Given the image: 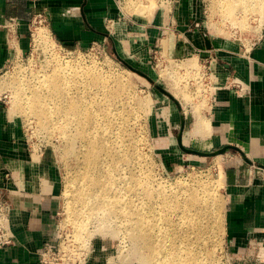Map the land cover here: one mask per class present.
Segmentation results:
<instances>
[{
  "label": "rangeland",
  "instance_id": "rangeland-1",
  "mask_svg": "<svg viewBox=\"0 0 264 264\" xmlns=\"http://www.w3.org/2000/svg\"><path fill=\"white\" fill-rule=\"evenodd\" d=\"M171 1L174 2V0H119L117 11L123 17L122 21L128 18V22L147 23L156 11L166 9V22L169 25L166 24L149 44L145 34L136 37L131 34L132 39L143 38V44L138 47L132 46L130 49L123 39L124 29L121 30L123 33L119 39L124 41L125 46L106 34V38L102 36L88 45L74 47L59 44L45 25L33 18L28 22L23 43L11 29L1 26L11 45L12 58L0 73V105L7 115V120L16 126V135L18 134L23 143L24 153L33 159L36 166L41 167L42 163L46 164L44 168L48 171L49 177L44 174L45 182L41 187H44L43 192L50 189L54 198L52 227L55 239L48 243L58 245V264H138V262L129 253L130 243L122 232L116 233V236L111 232L109 234V231L108 234L102 233L97 230V224L91 222L84 231L85 239L80 236L81 240L75 236L77 232L68 220L65 205L80 166V145L66 141L58 128H49V130L41 128L37 119L25 111L28 108L27 98L31 87L39 86L43 76L50 74L57 65H65L71 71H86L94 67L103 74L112 75L126 82V89L130 92L129 99L131 94L133 100L127 101L124 89L120 96L114 98V110L118 117L121 116L118 109L128 112L127 118L135 116L130 127L133 128L132 134L134 133L140 162L143 163L141 169L144 176L149 175L156 183H161L166 188L170 187L169 189H176L182 185L190 186L193 183H211L221 202V229L215 225L211 231L213 238L207 240V245L204 243L205 245L202 244L199 249L202 251V247L205 246L202 253H206L212 248L209 250L213 252L212 264H259L264 260V230L249 235L246 244L239 248H232L227 242L226 219L233 193L225 185L223 167L225 162L234 164L236 159L243 161L242 156L236 151H231L224 157H203L185 153L177 145L176 135L181 118L184 122L183 133L186 135L192 124V108L202 105L204 116V110L209 111L212 87L217 78L212 76L215 62L212 66L209 61H204L207 58L201 57L200 51L181 57L171 55L170 46L174 40L178 37L184 39L183 34L175 33L169 28ZM178 1L176 0L177 3ZM182 2L190 9L189 29L197 28L205 31L225 45H238L246 55H249L251 49L255 47L260 34L264 33V20L257 14L251 13L245 16V19L241 18L240 23L233 24L227 20L222 21L218 11L213 8L214 0H183ZM141 8L143 11L140 13ZM107 23L110 24L108 21ZM119 27L121 28V25L117 21L111 23L110 29L114 35H117ZM37 29L45 31L48 35L46 44L35 37ZM121 47L124 48L123 53ZM125 48H128V51L125 52ZM114 50L119 57L146 73L154 82L149 83L145 78L129 70L117 59ZM193 57L196 59L195 65L189 70L183 69V64ZM233 79L234 77L231 76L229 81L232 83ZM77 81L79 82L78 79ZM238 81L240 82V79ZM168 82L175 83L179 91L177 103L155 87L159 85L168 91ZM230 82L225 85L233 88V83ZM13 93L19 94L20 103L14 100ZM136 99L143 102L147 100L148 103L138 105ZM127 125L129 126L128 122ZM212 137L210 135L212 144L208 149L198 145L185 146L210 152L218 148L213 143ZM39 175H42L40 171ZM33 182L35 185H31L36 186V177ZM86 233L90 234L89 238Z\"/></svg>",
  "mask_w": 264,
  "mask_h": 264
},
{
  "label": "bare ground",
  "instance_id": "bare-ground-1",
  "mask_svg": "<svg viewBox=\"0 0 264 264\" xmlns=\"http://www.w3.org/2000/svg\"><path fill=\"white\" fill-rule=\"evenodd\" d=\"M212 3L222 21L240 23L251 13L264 20V0ZM142 11L141 8L139 12ZM37 30L35 37L46 44L48 35ZM194 58L187 60L183 69L192 68ZM167 86V92L176 99L179 91L175 83L168 82ZM123 90L127 101L133 100L131 94L129 99L126 82L120 78L94 67L71 71L65 65H57L43 76L39 86L31 87L27 98L25 111L37 119L41 128H58L66 141L80 145V166L65 205L68 220L77 232L75 236L84 238L88 224L95 222L102 233L122 232L130 243L129 253L138 264H212V248H205L204 254L202 251L206 241L213 238L211 231L215 225L221 229V202L213 186L202 182L169 189L142 174L130 127L135 116L127 118L128 112L118 109V117L114 110V98ZM13 97L21 102L18 93H13ZM135 101L138 105L148 103ZM201 106L192 108L190 131L183 133L182 142L187 146L196 141L198 146L208 149L211 126ZM87 235L89 238L90 234Z\"/></svg>",
  "mask_w": 264,
  "mask_h": 264
},
{
  "label": "crops",
  "instance_id": "crops-1",
  "mask_svg": "<svg viewBox=\"0 0 264 264\" xmlns=\"http://www.w3.org/2000/svg\"><path fill=\"white\" fill-rule=\"evenodd\" d=\"M182 1H171L169 28L183 34L184 39L176 38L170 46V53L181 57L200 51V56L208 59L204 61H209L212 66L215 62L212 76L217 80L212 87L209 111L204 110L210 122L213 143L218 148L227 144L238 146L250 161L236 159L234 164L225 162L223 167L225 185L233 193L226 219L227 242L232 248H239L246 244L249 235L264 230V168L260 167L264 166V33L246 55L238 45H225L205 31L189 29L190 9ZM118 2L0 0V73L12 58L11 45L1 29L3 21L9 17L17 19L15 36L21 43L25 40L31 18L44 13V25L52 37L61 45L74 47L88 45L102 36L106 38V34L125 46L119 39L124 29L123 39L130 49L143 44V38L132 39L131 34L135 37L145 34L149 44L168 24L166 9L156 11L147 23L128 22V18L122 21L123 17L117 11ZM114 21L122 28L119 27L117 35L110 29ZM205 35L209 39V48L205 44ZM121 48L123 53L124 48ZM231 76L240 79L241 88L225 86ZM191 145L198 144L193 141ZM44 164L36 166L24 153L16 126L7 120L0 105V193L10 198L11 226L15 235L14 245L0 247V264H39L37 250L55 239L53 194L50 189L43 192L44 187H41L45 182L44 174L49 177ZM35 177L39 186L31 185H35Z\"/></svg>",
  "mask_w": 264,
  "mask_h": 264
},
{
  "label": "built area",
  "instance_id": "built-area-1",
  "mask_svg": "<svg viewBox=\"0 0 264 264\" xmlns=\"http://www.w3.org/2000/svg\"><path fill=\"white\" fill-rule=\"evenodd\" d=\"M32 18L37 20L40 24H45L46 22V17L44 13H37ZM17 25V19L14 17H9L3 21L2 26L11 29V31L15 34ZM229 82L230 81H227L226 83ZM232 83L231 84L233 86H241V82H239L237 78H234ZM11 211L12 205L9 196L0 193V247L15 244V235L11 226ZM58 254L59 250L58 245L56 243H46L44 246L37 250L39 264H58ZM259 264H264V260L260 261Z\"/></svg>",
  "mask_w": 264,
  "mask_h": 264
},
{
  "label": "water",
  "instance_id": "water-1",
  "mask_svg": "<svg viewBox=\"0 0 264 264\" xmlns=\"http://www.w3.org/2000/svg\"><path fill=\"white\" fill-rule=\"evenodd\" d=\"M205 44H206L207 48L210 47L209 39H208V37L206 35H205ZM115 54H116L117 59L123 65H125L129 70H131V71L135 72L136 74H138L139 76L145 78L149 83H153L154 82V80L151 77H149L146 73L136 69L135 67L130 65L128 62L123 60L121 57H119V55L117 54L116 51H115ZM155 87L159 91H161L162 93L167 95V97H169L172 101H174V103H177L176 99L169 92H167L165 89H163L159 85H156ZM183 128H184V122H183V118H181L180 128H179V131H178V133L176 135V142H177V145H178V147H179V149L181 151H183L185 153H188V154H194V155L203 156V157H212V156L217 155V154H226V153H229L231 151H236L237 153H239L243 157V159H245V161L250 162L247 159L246 155L243 153V151L238 146L231 145V144L224 145V146H222V147H220L218 149H215L213 151H210V152L202 151V150H198V149H194V148L185 147L183 145V142H182ZM260 167L264 168V166H262V165H260Z\"/></svg>",
  "mask_w": 264,
  "mask_h": 264
}]
</instances>
